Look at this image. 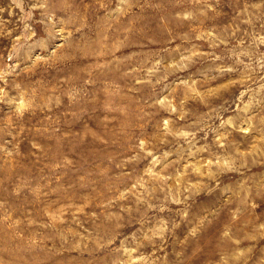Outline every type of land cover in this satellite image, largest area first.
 Returning a JSON list of instances; mask_svg holds the SVG:
<instances>
[{
    "label": "rangeland",
    "instance_id": "374dc122",
    "mask_svg": "<svg viewBox=\"0 0 264 264\" xmlns=\"http://www.w3.org/2000/svg\"><path fill=\"white\" fill-rule=\"evenodd\" d=\"M0 264H264V0H0Z\"/></svg>",
    "mask_w": 264,
    "mask_h": 264
}]
</instances>
